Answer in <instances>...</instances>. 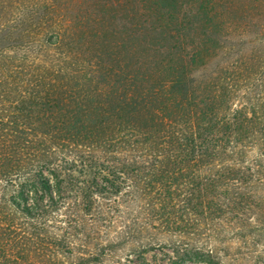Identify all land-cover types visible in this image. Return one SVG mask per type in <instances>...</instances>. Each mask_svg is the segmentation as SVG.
Returning a JSON list of instances; mask_svg holds the SVG:
<instances>
[{"label": "trees", "instance_id": "1", "mask_svg": "<svg viewBox=\"0 0 264 264\" xmlns=\"http://www.w3.org/2000/svg\"><path fill=\"white\" fill-rule=\"evenodd\" d=\"M21 1L0 0V34L9 39L16 34L6 8ZM251 1L93 0L77 5L67 29L53 20L46 41L60 54L59 66L1 52L0 264H64L71 244L63 233L76 227L63 211L91 216L98 200L117 195L113 174L121 162L165 184L188 180L193 213L204 206L208 219L221 215L217 191L241 172L223 159L232 161L241 137L252 140L259 121L223 99L227 74L254 67L236 35L239 15L253 21L243 9ZM105 151L129 156L118 163ZM73 172L88 176L79 181ZM172 251L189 262L222 264L197 249Z\"/></svg>", "mask_w": 264, "mask_h": 264}, {"label": "rangeland", "instance_id": "2", "mask_svg": "<svg viewBox=\"0 0 264 264\" xmlns=\"http://www.w3.org/2000/svg\"><path fill=\"white\" fill-rule=\"evenodd\" d=\"M89 1L93 0H24L6 8L12 12L8 26L16 36L9 39L0 34V54L5 50L7 56L21 62L59 66L60 54L46 41L56 28L52 22L57 20L59 28L67 29L70 20L79 14L77 5ZM217 3L212 7L219 12ZM243 9L253 21L248 23L239 15L236 23L243 27L236 35L242 36L246 54L254 55V67L250 72L237 70L232 77L231 72L227 74L223 99L233 112H254L259 121L249 130L252 140L241 137L232 161L223 159V166L236 165L241 172L231 175L238 181L225 180L217 191L221 215L216 220L208 219L204 206L193 213L185 196L194 189L188 180L177 178L165 184V180L151 179L145 173H132L121 162L115 165L113 174L120 188L117 195L98 200L91 216H83L73 208L63 211V220L73 221L76 227H65L63 233L71 244V250L60 257L64 264H205L177 258L172 251L174 245L183 252L197 249L204 256L212 254L222 264H264V0H252ZM229 34L234 35L233 30ZM103 155L118 163L129 156L113 157L106 151ZM73 173L79 181L88 176ZM108 173L97 171L96 176L112 180ZM97 182L108 188L104 181ZM199 184L203 190L204 183Z\"/></svg>", "mask_w": 264, "mask_h": 264}]
</instances>
